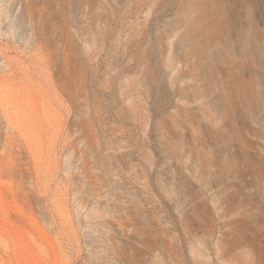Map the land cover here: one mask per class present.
Returning <instances> with one entry per match:
<instances>
[{
	"label": "rangeland",
	"instance_id": "rangeland-1",
	"mask_svg": "<svg viewBox=\"0 0 264 264\" xmlns=\"http://www.w3.org/2000/svg\"><path fill=\"white\" fill-rule=\"evenodd\" d=\"M0 264H264V0H0Z\"/></svg>",
	"mask_w": 264,
	"mask_h": 264
}]
</instances>
